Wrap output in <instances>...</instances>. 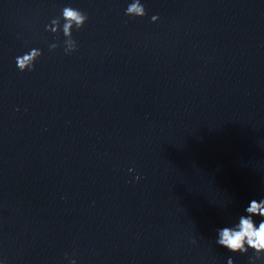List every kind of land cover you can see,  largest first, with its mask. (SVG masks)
I'll use <instances>...</instances> for the list:
<instances>
[{
  "label": "clouds",
  "instance_id": "1",
  "mask_svg": "<svg viewBox=\"0 0 264 264\" xmlns=\"http://www.w3.org/2000/svg\"><path fill=\"white\" fill-rule=\"evenodd\" d=\"M61 12V16L53 18L50 24L45 26V30L58 34L62 29L65 38L63 41L64 53L71 55L78 47L72 36L73 29L83 28L88 21V16L80 9L71 6H65ZM125 15L143 18L147 15V10L141 0H132L125 10ZM62 20L63 24L61 25ZM158 20V15L151 17L153 23ZM59 46L58 43H52L49 45V51H55ZM42 54V50L32 48L23 55L17 56L15 60L17 69L20 72L34 71ZM244 211L246 214L240 215L236 223L217 229L215 242L234 255H246L251 250L253 255L249 257V264H258V262L264 264V198L259 201L253 199ZM254 217L260 218L258 223ZM192 243H196V241L193 240ZM71 264H76V262L73 260ZM227 264H234V262L229 258Z\"/></svg>",
  "mask_w": 264,
  "mask_h": 264
}]
</instances>
